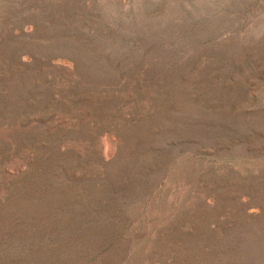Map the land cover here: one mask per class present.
Returning a JSON list of instances; mask_svg holds the SVG:
<instances>
[{
  "label": "rangeland",
  "instance_id": "rangeland-1",
  "mask_svg": "<svg viewBox=\"0 0 264 264\" xmlns=\"http://www.w3.org/2000/svg\"><path fill=\"white\" fill-rule=\"evenodd\" d=\"M0 264H264V0H0Z\"/></svg>",
  "mask_w": 264,
  "mask_h": 264
}]
</instances>
